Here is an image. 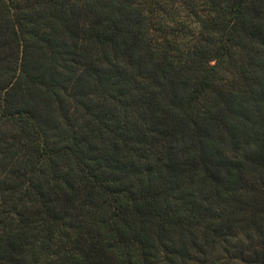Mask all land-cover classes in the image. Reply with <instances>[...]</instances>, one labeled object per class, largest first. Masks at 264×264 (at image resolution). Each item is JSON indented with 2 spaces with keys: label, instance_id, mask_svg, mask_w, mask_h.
<instances>
[{
  "label": "trees",
  "instance_id": "trees-1",
  "mask_svg": "<svg viewBox=\"0 0 264 264\" xmlns=\"http://www.w3.org/2000/svg\"><path fill=\"white\" fill-rule=\"evenodd\" d=\"M0 264H264V0H0Z\"/></svg>",
  "mask_w": 264,
  "mask_h": 264
}]
</instances>
